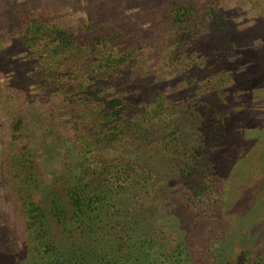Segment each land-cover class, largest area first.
Listing matches in <instances>:
<instances>
[{"label": "rangeland", "instance_id": "obj_1", "mask_svg": "<svg viewBox=\"0 0 264 264\" xmlns=\"http://www.w3.org/2000/svg\"><path fill=\"white\" fill-rule=\"evenodd\" d=\"M175 1L198 5L201 19L215 9L224 17L228 32L222 30L218 40H210L203 49L187 54L177 46L179 32L171 25L168 14L171 2ZM26 13L45 15L61 25L81 27L84 31L100 27L120 30L121 40L135 49L137 58L145 64L140 69L143 76L159 78L164 96L176 101V111L188 112L192 101L203 91L222 92L228 109L223 127L227 143L225 152L222 151V168L224 177L231 176L228 181L233 182V197L232 203L230 198V203L223 206L228 221H220L215 231L219 237L212 239L215 243L223 235L225 247L217 246L221 253L214 256L211 252L207 257L209 220L195 219L192 211L180 204L184 189L178 174L162 170L176 150L174 139L162 140L166 127L152 126L150 114L143 106L134 107V96L125 91L128 84L121 83L122 77H118L130 68L125 61L116 65V60L129 51L99 45L92 62H74L71 67L72 58L62 56L59 63H53L51 73L55 78L50 75L57 80V89L41 90L40 70L54 59L46 56L48 51L43 52L44 43L28 48L19 23ZM224 42L228 45L224 46ZM220 48L225 50L224 57ZM109 54L114 57L108 64L111 73H103L104 68L96 71ZM74 68L83 76L84 71H91L100 82L96 89L103 87L100 96L104 98L97 102L94 99L91 109L85 112L90 143L94 144L103 123L105 96L108 101L117 96L126 98L129 106L125 108L122 104L119 109L123 114L127 110L128 114L119 122H131L132 111L147 117V121L137 122L133 133L120 136L111 145L91 144L92 151L80 147L71 128L59 117L63 114L68 118L70 112L65 110H69V103L81 100L75 87L78 78L71 73ZM83 79L88 85L97 82ZM104 80L107 82L102 83ZM122 87L124 91H120ZM25 97L29 98L27 102ZM169 100L161 108L163 112H173ZM38 101L42 104H37ZM66 105L68 109L55 112ZM192 110L195 111L194 107ZM19 116L25 121L22 135L32 142L30 147L35 150L30 155L25 151L28 159L14 161L12 122ZM185 118L190 120L191 113ZM177 124L183 128L182 117ZM113 126L116 123L108 127ZM31 177L40 180L39 188H29ZM77 179L82 184L94 181V185L106 188L110 196L119 195L115 202L125 204L124 210L141 219L138 228L144 238L176 243L186 233V238L198 242L200 260L209 264H236L242 248L252 241L259 248L264 242V206L259 204V196L264 197V0H0V230L3 231L0 246L4 234V240L16 243L22 258L35 260L28 251L33 248L30 243L35 242V237L29 234L23 206L39 199L42 187L47 184L65 195L62 182ZM153 206L157 208L155 213ZM115 210L122 215L125 212ZM5 255L6 252L0 254V264H14L19 256L13 247L9 257Z\"/></svg>", "mask_w": 264, "mask_h": 264}, {"label": "trees", "instance_id": "obj_2", "mask_svg": "<svg viewBox=\"0 0 264 264\" xmlns=\"http://www.w3.org/2000/svg\"><path fill=\"white\" fill-rule=\"evenodd\" d=\"M168 10L171 25L176 27L179 32L177 46L184 48L187 54L192 50L203 49L210 40H218L222 30L228 32L224 17L213 8L210 15L204 16L203 19L200 14L201 8L194 3L171 2ZM21 17L20 33L28 44V48L33 49L39 43H44L43 52L48 51L46 56L50 60L54 59V62L47 63L40 70L38 77L41 90L50 92L52 89H57V80L52 79L55 77L51 72L53 63H59V58L62 56L68 57L69 55V58H72V60L69 59V61H73L69 63V67H71L74 62H92L97 57L99 45L107 46L109 44L111 47L119 46L121 49L129 51L125 56L118 57L116 60V65L125 61L124 63L130 68L129 71L118 77H122L121 83L128 84L125 91L134 96V107L143 106L145 112L150 114L152 126L166 127L162 140L174 139L177 145L176 150L171 156L172 158L165 161L162 170H165V173L169 170L178 174V179L182 182L184 189V195L179 198L180 204L191 210L195 219L207 218L209 220L210 230L206 233L209 239L205 241V247L209 244L206 252L207 257H210L211 252L214 256L221 253L217 246L225 247L226 240L224 241L223 235L222 239L220 237V240L218 239L215 243L212 239L218 236L215 231L220 225V221H228V219L226 220L227 215L223 214V206L230 203V198L233 197L231 194L233 182H229L232 180L231 176L224 177L222 168L224 143L225 141L227 143L223 127L228 111L226 109L227 99L224 101L222 92L203 91L196 100L192 101L189 106L191 110L184 113L179 109L176 111V101L171 97L164 96L163 89L159 87V78L156 79L155 76H149V74L146 77L143 76V71L140 69L145 68V64L137 58V51L132 49L126 41L121 40L120 30L100 27L98 30L96 29L97 31H84L81 27L70 28L59 24L55 19L36 13H26ZM227 45L228 43L224 42V46ZM220 50L221 56L225 54L224 49L220 48ZM113 58L109 54L105 60L100 61L95 70L102 71L104 68L105 72L103 73L109 75L111 72L108 71V64L114 61ZM90 72L89 70L84 71L83 76L77 68L73 69L71 73H74L78 78L75 87L81 93V100L70 102L69 110H65L68 107L66 105L62 109L56 108L55 112L60 113L64 110L70 112L68 118L62 116L63 114L59 117L65 121L66 126L71 128L80 147L92 151L98 143L108 146V144L117 142L120 136H124L126 133L130 135L133 133V129L138 126L137 122H146L147 117L129 111L132 113L131 122H119L124 115L128 114L127 110L123 114L119 109L122 104L125 108L129 106L125 102L126 98L117 96V98L108 101L105 96V110L101 111L103 123H100L101 129L93 139L94 144L90 143L87 136V131L90 128L84 121L85 112L91 109V103H95L94 99L97 102L98 99L104 98V96H100L103 87L96 89L100 82ZM51 74L52 77H50ZM83 77L89 81L90 79L97 80V82L88 85L83 83ZM81 78L83 81H79ZM107 80L102 83H106ZM120 91H124V88L122 87ZM25 99L27 102L29 98L25 97ZM168 100L169 105H172L173 108L171 113L163 112L161 109ZM37 104L41 105L42 102L38 101ZM43 104L46 103L43 102ZM192 106L195 109L194 112H192ZM188 113L192 115L190 120L185 118ZM181 117L182 129L177 124L178 118L181 119ZM24 122L23 116L17 117L12 122L14 132L11 145L14 161L24 159L25 151L30 155L35 150L30 147L32 142H28L27 138L22 135ZM112 122L116 123L113 129L108 127ZM90 145H94V147ZM28 158L25 157V159ZM240 172L242 171L238 173ZM30 182L32 184H29V188L40 187V180L31 177ZM93 183L94 181L90 184H82L80 179L72 182L68 180L65 184L62 182L66 189L65 195L54 191L50 184L44 185L40 198L26 202L23 206L29 234L35 237V242L30 243V247L33 246V248L28 250L31 251L30 256L33 255L35 260L22 258L16 243L7 240L11 243L9 244L4 240V234L0 254L6 252L5 256L9 257L10 249L13 247L19 255L14 259V264H209L208 261L200 260L198 242L186 238V233L183 234L182 240L180 239L176 243L166 242V240L156 241L152 237L144 238L143 235H140L138 228L142 223L141 219L134 216L132 212L124 210L125 204L115 202L119 195L110 196L106 188ZM259 201H261L259 202L260 206H264L262 195L259 196ZM115 208L124 210V214L115 212ZM113 210L115 211L113 212ZM153 210L155 213L157 208L153 206ZM116 216L121 218L118 219L119 217L116 218ZM164 216L166 217V215ZM247 219V216L244 215L243 220L247 222ZM2 233L3 231L0 230V238ZM239 257L236 264H264V242L259 248H255L254 241L249 242L246 247L242 248ZM213 259L217 260L216 257ZM214 264L222 263L215 262Z\"/></svg>", "mask_w": 264, "mask_h": 264}]
</instances>
